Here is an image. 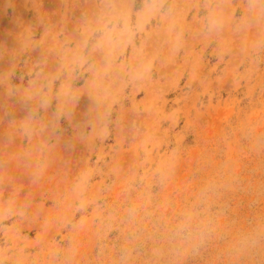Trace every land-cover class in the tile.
I'll return each instance as SVG.
<instances>
[{"label": "rangeland", "instance_id": "374dc122", "mask_svg": "<svg viewBox=\"0 0 264 264\" xmlns=\"http://www.w3.org/2000/svg\"><path fill=\"white\" fill-rule=\"evenodd\" d=\"M244 3L227 0L223 29L209 34L204 0H169L173 18L153 21L143 37L149 76L130 82L124 69L105 78L117 99L109 135L73 146L75 125L63 122L39 179L47 137H23L25 112L0 85V205L14 199L17 208L0 222L3 264H264V20ZM90 5L16 0L0 23L21 42L39 41ZM91 78L76 82L75 124L90 106ZM85 172L78 210L72 187ZM186 213L192 241L179 235Z\"/></svg>", "mask_w": 264, "mask_h": 264}, {"label": "clouds", "instance_id": "9594fccd", "mask_svg": "<svg viewBox=\"0 0 264 264\" xmlns=\"http://www.w3.org/2000/svg\"><path fill=\"white\" fill-rule=\"evenodd\" d=\"M226 3L227 0H204L207 33L223 29ZM244 8L247 15L264 20V0H245ZM174 12L175 6L169 0H91V5L81 11L71 27L67 21L59 27H45L39 41L30 36L10 67L0 68V85L5 86L9 98L25 112L19 124L23 137L29 143L35 135L47 137L33 173L36 179L47 166L48 152L44 150L55 147L53 141H59L63 122L75 125L73 146L86 142L90 136L103 139L109 135L108 125L117 99L105 78L113 71L127 69L130 82L146 79L151 61L147 58L143 37L153 21L171 19ZM36 50H39L36 59L20 61L25 52ZM3 59L4 54L0 53V60ZM85 74L92 76L84 85L89 89L90 106L80 123L75 124L81 99V88L76 87V82ZM89 127L91 133L86 131ZM87 184L86 172L73 184L72 191L80 199L78 210L85 207L83 196ZM23 214L19 211V215ZM13 215H17L14 199L0 205V222ZM191 219L192 214L186 213L179 229L184 241L196 239L197 234L189 228ZM203 239L200 233L199 241L202 243ZM0 257L10 259L8 250H0Z\"/></svg>", "mask_w": 264, "mask_h": 264}, {"label": "crops", "instance_id": "0c3cea01", "mask_svg": "<svg viewBox=\"0 0 264 264\" xmlns=\"http://www.w3.org/2000/svg\"><path fill=\"white\" fill-rule=\"evenodd\" d=\"M7 2V6L6 5ZM16 7V0H0V15L14 14ZM5 11V12H4ZM11 25L8 22L4 25L3 21L0 23V53L4 54V59L0 60V68L7 69L15 58L12 53L13 39L10 35ZM43 33V32H42ZM26 53V52H25ZM24 53V54H25Z\"/></svg>", "mask_w": 264, "mask_h": 264}, {"label": "bare ground", "instance_id": "6f19581e", "mask_svg": "<svg viewBox=\"0 0 264 264\" xmlns=\"http://www.w3.org/2000/svg\"><path fill=\"white\" fill-rule=\"evenodd\" d=\"M167 23V22H166ZM13 29V28H12ZM10 34L12 36L13 39V50L12 53L14 54L13 58H16L17 54L20 52L22 45L24 44V41L21 42V40L19 38L16 37L15 34H12V30L10 31ZM146 46V44L144 45V47Z\"/></svg>", "mask_w": 264, "mask_h": 264}]
</instances>
